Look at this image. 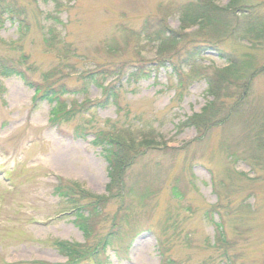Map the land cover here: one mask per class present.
<instances>
[{
    "label": "rangeland",
    "instance_id": "374dc122",
    "mask_svg": "<svg viewBox=\"0 0 264 264\" xmlns=\"http://www.w3.org/2000/svg\"><path fill=\"white\" fill-rule=\"evenodd\" d=\"M7 1L26 9L30 29L13 47L18 24L0 18L2 59L24 52L21 68L35 82L54 72L53 83L63 77L76 89L82 87V75L99 71L119 98L118 105L99 106L105 100L102 90L88 83L85 92L65 96L68 104H78L73 117L57 121L53 104L34 96L19 77L0 75V264H161L159 238L173 264H226L213 245L212 221L220 218L215 205L233 241L228 261L264 264V147L259 149L255 138L264 126V44L244 38L232 15L211 24L220 33L182 22L188 8H198V0ZM242 2L214 0L219 8L237 7L235 12L264 0ZM159 25L172 36L182 35L179 47L189 48L191 41L216 46L206 47L201 56L202 72L227 69L232 56L241 58L240 66L254 61L260 70L247 87L240 108L245 114L233 113L223 122L246 89L226 82L218 124L205 132L179 127L201 113L213 95L203 75L185 68L181 85L172 67L160 64L164 57L172 59L151 40ZM164 48L172 49V43ZM136 70L145 75L132 81L129 75ZM100 131L120 133L134 143L139 154L128 169L129 180L145 175L150 192L141 203L135 197L128 212H119L117 201L109 200L92 216L93 233L85 238L71 195L63 197L56 186L59 179L75 181L87 193L107 194L109 163L94 143ZM79 198L82 204L88 201ZM109 233L112 244L105 252L81 259L82 251Z\"/></svg>",
    "mask_w": 264,
    "mask_h": 264
},
{
    "label": "trees",
    "instance_id": "16d2710c",
    "mask_svg": "<svg viewBox=\"0 0 264 264\" xmlns=\"http://www.w3.org/2000/svg\"><path fill=\"white\" fill-rule=\"evenodd\" d=\"M198 4L199 6L197 9L191 10L188 8V10L182 15V22L188 21V25H190V23L197 24L200 28H202V30L214 28V31L220 33V31L217 30L220 27H215L211 24L223 20L227 17V15H232L233 20L243 27L244 38L252 42L254 45L260 46L264 44V3H260L258 5L259 7L257 5L253 7L251 6L239 12H235L236 10H234L237 9V7L232 9L230 7L219 8L215 5L214 0H198ZM27 15L28 12L26 13V9L20 8L19 6H14L10 1L0 0V18L2 19L3 16H6L8 19L14 20V22L18 24L19 38L14 42H11L13 47L18 46L19 42H21V39L27 35L28 30L30 29V23ZM226 24L223 25V29L221 27L223 32L227 30L224 28ZM160 26L161 25H159V28L155 32L156 36H152L151 40L154 42L158 41L160 43L159 52L160 54H163L162 56H164V54L170 53L168 57L172 59L171 62H168L164 57L160 64L162 66H165L166 64L170 65L176 73L179 84L181 85L185 83L182 77H187L185 68L191 70L195 76L198 75L199 77L200 75H203L209 86L208 94L213 95V100L206 105L201 113H196L191 117H188L186 121L179 124V127L194 126L198 131L205 132L212 126L218 124L221 119L220 111L224 108V105L219 103V101L224 98V95H221V90L223 88V84L226 82L230 84L234 83L233 86H240L244 84L246 89L244 90L243 94H240L235 98L234 103L228 109L227 116L222 119L223 122H225L227 118L233 113L239 112L238 115L245 114L246 111H242L240 108L243 107L242 103H245L244 99H246L249 95L247 87L251 86L252 78L258 74L257 70H260L259 67L254 66V61L245 60L240 66L239 59L241 58L232 56L231 59H228L230 65L227 69L223 71L215 69L213 72H202L201 67L206 66L202 64L203 61L201 56L207 53L206 47L216 49V46L212 43L202 44L197 43L198 41H191L192 45L189 48H187L186 44L179 47L178 43L182 35L176 36L173 34L172 36V33L174 32H168L165 26H163V28ZM50 32L52 33L53 30ZM210 41L211 40L208 42ZM166 43H172V49L164 48ZM26 57L27 56L24 52H21L20 56L14 59H2L0 57V75L5 77H19L26 86L35 90L34 96L40 98L41 100H47L50 104H53L51 113L53 114L54 120L59 121L61 119H69L73 117V114L76 110V107L74 106L77 103L75 102L74 104H68V102L65 100V96H75L85 92L88 83H93L102 90L105 100H99V106H106L107 104L111 103L118 105L119 96L115 90V86L110 83L105 84V79H102L101 81V73L99 71H91L82 75V87L80 89L68 87L64 82L63 77L62 81H55V83H53L50 79L54 77V72L50 73L44 78L43 82L39 83L31 79L27 71H24L21 68V64L24 63V60L26 61ZM262 68L263 69H261V71L264 70V67ZM143 75H145V71L136 70L132 72L129 77L133 81L137 79L140 80V76ZM87 78H89L88 81L86 80ZM226 96L230 97L229 95ZM86 104L87 101L85 102V105ZM85 105L82 104L80 106ZM263 134L264 126L258 129L255 135L259 149L264 147V139L262 137ZM94 143L102 147V149L105 151V157L109 163L110 182L107 184V194L93 195L91 193H87L82 190L79 186V183L75 181L67 184L65 181L62 182V179H59L60 183L56 186V190L63 197H68V195H71L69 198H72L71 202L76 205V212H74V215L76 216L75 221L78 227L84 233L85 238L93 233V228L89 227L92 216L103 210V207L109 200L117 201L119 212H128V205H130L135 197H137V200L140 199L141 203L143 200L145 201L149 197L148 194L150 192L145 175L143 178L139 175L134 180H129L128 169L134 163L139 154L138 149H136L133 142L130 143L128 140H125L123 135L120 133L118 134L100 131L95 135ZM173 193L176 196L181 195V192L176 185L173 187ZM86 194L87 196L85 197ZM80 195L88 200L87 203H81L82 201L79 198ZM212 210L217 212L220 217L219 222H216L214 219V221H212L215 227V238L213 245L222 252L221 256L223 257L224 262H226V264H232L230 259L228 261V258L230 257V250L233 246V241L229 238L226 232L225 220L219 211V207L215 205ZM111 235L112 234L109 233L104 237H101V239L94 245L93 248L82 251L81 253L83 254L81 259H86L87 256L91 254L94 255L96 252L98 253L102 250L105 252L112 244L110 239ZM158 244L161 264H173L174 262L171 259L165 258V254L162 251V242L160 238L158 239ZM72 261H74V259L70 258L68 262L70 263Z\"/></svg>",
    "mask_w": 264,
    "mask_h": 264
}]
</instances>
